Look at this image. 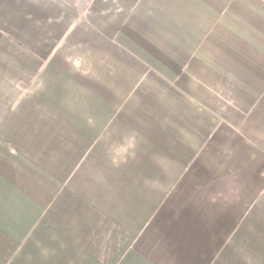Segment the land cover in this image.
<instances>
[{
	"label": "crops",
	"instance_id": "1",
	"mask_svg": "<svg viewBox=\"0 0 264 264\" xmlns=\"http://www.w3.org/2000/svg\"><path fill=\"white\" fill-rule=\"evenodd\" d=\"M0 264H264V0H0Z\"/></svg>",
	"mask_w": 264,
	"mask_h": 264
}]
</instances>
